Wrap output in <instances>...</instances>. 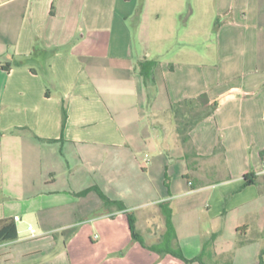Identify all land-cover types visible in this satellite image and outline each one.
I'll use <instances>...</instances> for the list:
<instances>
[{"label": "crops", "instance_id": "1", "mask_svg": "<svg viewBox=\"0 0 264 264\" xmlns=\"http://www.w3.org/2000/svg\"><path fill=\"white\" fill-rule=\"evenodd\" d=\"M185 9L214 26L212 59L153 54ZM186 98L217 105L184 145L165 111ZM263 151L264 0H0V219L20 216L0 264H258ZM93 186L126 208L76 194Z\"/></svg>", "mask_w": 264, "mask_h": 264}, {"label": "trees", "instance_id": "2", "mask_svg": "<svg viewBox=\"0 0 264 264\" xmlns=\"http://www.w3.org/2000/svg\"><path fill=\"white\" fill-rule=\"evenodd\" d=\"M157 64L156 60H143L140 63V69L142 76L145 79H150L153 76V70ZM217 103L213 104V107L210 108H203L200 105V102L197 98H186L184 100L175 102L171 105V108L167 112H171L176 120H177V132L180 134L181 139L186 142L190 139L189 132L200 122L202 121L206 116L211 114L214 111L215 106ZM63 116H62V125L63 127L66 124V121L68 119V111L66 105H63ZM180 123V124H178ZM187 130V133L185 134V131ZM50 141H54L55 139H46ZM264 155V151L262 152ZM256 176L254 173H247L244 176V183L243 187H246L248 185L254 184L256 182ZM90 191H96L101 199L105 202L106 205L116 204L120 209H125V205L117 200L110 199L99 187L93 186L91 188L85 189L81 192L76 193L78 196H84L88 194ZM164 213L166 215V222H167V240H170L175 237V230L172 225V210L168 209L163 206ZM128 218H129V225L130 230L133 235V237L139 241H141L143 244L145 242L139 235L137 228H136V217L134 213L128 212ZM18 228L17 224L14 218H1L0 219V244L12 242L18 239ZM152 249H155V247H150ZM170 253L174 254L175 256L181 258L182 260L186 262H194L199 261L202 264H206L203 259L202 255L197 256L195 258H187L183 255L180 251L175 250H169ZM264 262V251L262 252L260 256V260L258 264H263ZM216 264H230L229 262L226 263H216Z\"/></svg>", "mask_w": 264, "mask_h": 264}, {"label": "rangeland", "instance_id": "3", "mask_svg": "<svg viewBox=\"0 0 264 264\" xmlns=\"http://www.w3.org/2000/svg\"><path fill=\"white\" fill-rule=\"evenodd\" d=\"M190 3L192 0H188ZM188 9H185L184 13L178 15V18L175 20L173 31V37L164 41L163 44L159 43H151V50L155 54L156 47H160L161 53L159 55L160 59H170V60H191L195 58V53L205 54L206 60H210L213 57L215 51V34H214V26L208 23V18L206 23H202L205 20V13L196 11L193 14L191 19L186 20L188 16ZM164 23L163 29L168 30L171 21H173V15L168 13H164ZM203 24V25H202ZM153 48V49H152ZM157 54V53H156ZM159 54V53H158ZM202 54V55H203ZM154 56V55H153ZM161 117V118H160ZM157 118L163 121L164 132L160 130L158 136L161 135V139L164 142V145L161 143L159 139V143L161 146H164L165 150H170L172 153L176 154L179 152L180 148L176 145L174 138L170 135H166V140L164 134L169 131L174 132L175 124L173 125L167 116L159 115ZM158 123V122H157ZM180 124V123H178ZM166 126V127H165ZM174 133H177L176 131ZM187 130L185 131V134ZM169 137V138H168ZM180 134L177 136L179 139V143H184L183 140L180 139ZM167 142V143H166ZM150 154L154 155L155 151L149 149ZM175 164V163H174ZM176 164L173 166L176 168ZM19 226L22 227L23 223H19ZM35 226L38 225L35 223Z\"/></svg>", "mask_w": 264, "mask_h": 264}, {"label": "built area", "instance_id": "4", "mask_svg": "<svg viewBox=\"0 0 264 264\" xmlns=\"http://www.w3.org/2000/svg\"><path fill=\"white\" fill-rule=\"evenodd\" d=\"M14 219H15V221H18V220H20V216H15ZM28 229L34 232L33 225H29Z\"/></svg>", "mask_w": 264, "mask_h": 264}]
</instances>
